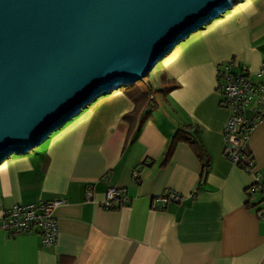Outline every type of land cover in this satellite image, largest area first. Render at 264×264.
<instances>
[{"label":"crops","instance_id":"1","mask_svg":"<svg viewBox=\"0 0 264 264\" xmlns=\"http://www.w3.org/2000/svg\"><path fill=\"white\" fill-rule=\"evenodd\" d=\"M232 58L264 82V0L237 2L175 45L158 83L149 81L157 86L152 105L131 123L123 115L134 102L122 86L35 147L1 160L0 214L13 203L65 200L55 208L52 245L35 232L0 229V264H264V220L255 213L263 197L246 194L255 175L264 181V118L244 146L252 172L224 153L229 110L215 68ZM245 114L252 117V109ZM185 124L209 158L203 178L187 141H177L164 160L173 132ZM110 187L119 197L106 206ZM167 190L181 198L155 208L153 198Z\"/></svg>","mask_w":264,"mask_h":264},{"label":"water","instance_id":"2","mask_svg":"<svg viewBox=\"0 0 264 264\" xmlns=\"http://www.w3.org/2000/svg\"><path fill=\"white\" fill-rule=\"evenodd\" d=\"M241 0H0V161L143 79Z\"/></svg>","mask_w":264,"mask_h":264},{"label":"built area","instance_id":"3","mask_svg":"<svg viewBox=\"0 0 264 264\" xmlns=\"http://www.w3.org/2000/svg\"><path fill=\"white\" fill-rule=\"evenodd\" d=\"M238 62L233 58L220 62L216 66V75L220 87L221 105L229 110L222 132H224V153L234 164L242 163L248 172L253 171L251 157L245 152L244 146L251 129L264 118V82L253 77L249 69H237ZM264 75V64L260 69ZM250 107L253 116H246L245 111ZM119 188L110 187L106 191L105 205L110 206L119 197ZM262 193L264 202V181L251 184L249 193ZM181 195L167 190L162 195L153 198V206L162 209L168 201L179 200ZM64 198L56 197L51 200L39 199L31 203H13L2 210L0 214V229L11 234L35 232L40 236L44 245H52L57 238L59 227L55 208L63 204ZM256 216L264 220V203L255 210Z\"/></svg>","mask_w":264,"mask_h":264},{"label":"trees","instance_id":"4","mask_svg":"<svg viewBox=\"0 0 264 264\" xmlns=\"http://www.w3.org/2000/svg\"><path fill=\"white\" fill-rule=\"evenodd\" d=\"M236 68L240 70V69H243L244 67L238 65ZM126 91L128 92L130 98L133 99L134 107L130 112L125 113L123 116L125 119L128 120V122L131 123V121L142 112L143 108L145 109L147 106L152 105V101H151L152 99L149 97V94L151 91L148 89V87L140 86L137 83V81L133 82V84L127 85ZM138 128H140V124L138 125ZM179 140L187 141L189 145L192 146L196 156L200 158L201 160V169H200L201 174L200 175H201V178H203L207 172L206 170L209 165V158L207 156V153L204 147L201 145L200 140H197L196 134L190 131L188 124H185V126H181L175 129L170 141L168 142L167 149L164 154V160L170 157V155L174 151L175 143ZM250 157H251V161L253 162L252 156ZM237 165H239L243 169L245 167V165L242 163H238ZM250 187L251 185L246 189L247 191L246 194H248V196L253 195L252 194L253 192L251 193L248 192ZM260 195H262V193H260ZM248 201L249 199H247V202Z\"/></svg>","mask_w":264,"mask_h":264},{"label":"rangeland","instance_id":"5","mask_svg":"<svg viewBox=\"0 0 264 264\" xmlns=\"http://www.w3.org/2000/svg\"><path fill=\"white\" fill-rule=\"evenodd\" d=\"M227 11H229V9L228 10H226V12ZM193 32H191V34H192ZM183 40V39H182ZM182 41H180L179 43H181ZM179 43H177L176 45H178ZM164 58V57H163ZM163 58H161V59H159L158 60V62L155 64V66L148 72V74L143 78V79H140V80H138V81H141V82H143V81H146L147 82V84L144 86V87H148V89L152 92L153 90H155V88H157V86L155 87V86H153V87H151L150 85H149V81L150 82H152V83H158L156 80H158L159 79V77H160V73H161V70H162V66H163ZM123 87H125V86H123ZM121 88V87H120ZM116 90V89H115ZM84 109V108H83ZM71 121V119L70 120H68V121H66L64 124H68L69 122ZM63 124V125H64ZM62 126V125H61ZM60 129V128H59ZM58 130V129H57ZM57 130H54V131H52L50 134H49V136L52 134V133H55ZM12 154H15V153H12Z\"/></svg>","mask_w":264,"mask_h":264}]
</instances>
